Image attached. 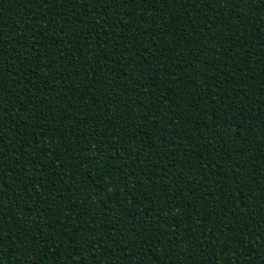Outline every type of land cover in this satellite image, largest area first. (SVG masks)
<instances>
[{
  "label": "trees",
  "instance_id": "16d2710c",
  "mask_svg": "<svg viewBox=\"0 0 264 264\" xmlns=\"http://www.w3.org/2000/svg\"><path fill=\"white\" fill-rule=\"evenodd\" d=\"M0 225V264H264V0H0Z\"/></svg>",
  "mask_w": 264,
  "mask_h": 264
},
{
  "label": "snow or ice",
  "instance_id": "6c2138e0",
  "mask_svg": "<svg viewBox=\"0 0 264 264\" xmlns=\"http://www.w3.org/2000/svg\"><path fill=\"white\" fill-rule=\"evenodd\" d=\"M45 2H47V0H45ZM79 2H80V3H85V0H79ZM91 2H97V0H91ZM132 2H134V0H132ZM146 2H147V0H146ZM226 2H227V3H232L233 0H226ZM198 74H199V73H198ZM3 228H4V226H3V225H0V234H2V232H3ZM2 243H3V239L0 238V244H2Z\"/></svg>",
  "mask_w": 264,
  "mask_h": 264
}]
</instances>
